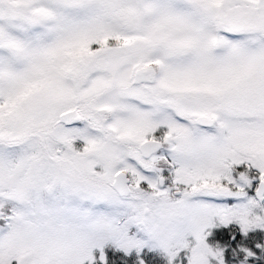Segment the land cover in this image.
Segmentation results:
<instances>
[{
    "label": "snow or ice",
    "instance_id": "1",
    "mask_svg": "<svg viewBox=\"0 0 264 264\" xmlns=\"http://www.w3.org/2000/svg\"><path fill=\"white\" fill-rule=\"evenodd\" d=\"M233 222L264 230V0H0V264H228Z\"/></svg>",
    "mask_w": 264,
    "mask_h": 264
},
{
    "label": "rangeland",
    "instance_id": "2",
    "mask_svg": "<svg viewBox=\"0 0 264 264\" xmlns=\"http://www.w3.org/2000/svg\"><path fill=\"white\" fill-rule=\"evenodd\" d=\"M235 227H236V229L233 230V228H235ZM230 232H231L230 240H233L232 239L233 236L236 237L237 232L242 233V231L240 230V226L235 222H233L227 226H224L221 224V225H218V226L210 229L211 234L208 237V242L212 245L220 244L222 246H227V248H226V259L228 261V264H238V260H237L236 256L234 255V250H238L240 244L238 245L237 248L233 249L230 247L231 246L230 244L228 245V244H224L221 242V240L225 239L226 234H229ZM242 235H243V233H242ZM247 237L249 239L250 244L249 243H246V244L254 246L255 242L264 240V230H261V229L253 230L252 232L249 233V235ZM109 250L110 249H106L107 252ZM149 250L156 251L159 254V257H161L164 260V262H165L164 264H167L166 256L159 249L152 248L150 245L146 246L139 253H137V251L135 249H133L131 253L142 254L144 251H149ZM257 251L259 252L260 250L258 249ZM263 261H264V258L256 260V264H263L264 263Z\"/></svg>",
    "mask_w": 264,
    "mask_h": 264
},
{
    "label": "trees",
    "instance_id": "3",
    "mask_svg": "<svg viewBox=\"0 0 264 264\" xmlns=\"http://www.w3.org/2000/svg\"><path fill=\"white\" fill-rule=\"evenodd\" d=\"M236 229L233 228V230ZM230 234H226L225 239L221 240L222 243L224 244H230L231 248H237L239 244H246L249 243L248 237H244L241 232H237L236 237L234 240H230ZM250 244V243H249ZM249 244H246L248 246H251ZM109 257L117 258V264H125V261L127 264H139V259L138 257H142L143 260L146 262V264H164V260L159 257V254L156 251H144L142 254H137V253H130V254H125L123 251H120L119 253H116L115 249H110L108 251ZM264 262V261H263ZM264 264V263H263Z\"/></svg>",
    "mask_w": 264,
    "mask_h": 264
}]
</instances>
